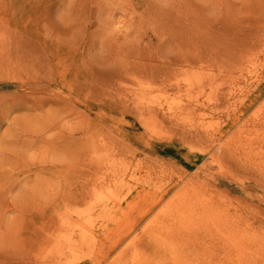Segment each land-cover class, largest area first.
Wrapping results in <instances>:
<instances>
[{"label": "rangeland", "instance_id": "obj_1", "mask_svg": "<svg viewBox=\"0 0 264 264\" xmlns=\"http://www.w3.org/2000/svg\"><path fill=\"white\" fill-rule=\"evenodd\" d=\"M16 34L54 56L44 65L38 54L29 75L0 56V264H264V0H0V45ZM141 60L147 69L132 70ZM223 61L236 64L235 84L215 91L200 71ZM185 62L196 68L176 99L155 90L146 105L134 95L182 75ZM259 89L239 120L223 117ZM215 92L235 110L216 109ZM135 108L158 114L162 133L148 131ZM123 129L141 143L133 156L143 169L93 184L90 138L105 158L115 146L121 153ZM203 130L205 139L191 136ZM211 156L221 170L206 166ZM153 159L159 178L137 188ZM101 167L98 177L115 170ZM133 218L113 244L115 228ZM178 228L198 237L190 251L162 245ZM92 230V244L79 245Z\"/></svg>", "mask_w": 264, "mask_h": 264}, {"label": "bare ground", "instance_id": "obj_2", "mask_svg": "<svg viewBox=\"0 0 264 264\" xmlns=\"http://www.w3.org/2000/svg\"><path fill=\"white\" fill-rule=\"evenodd\" d=\"M30 42L31 41L29 39L23 38V37L19 36V34H16L15 36H13L9 39V41L7 43L8 47L6 45V41H3V44L0 45V56H2V58L7 61L4 63V65H6L7 63H9V65L14 64V65H16L15 67L19 69V72H21L22 74L29 75L31 73V70H30V68L26 69L25 65L30 64L32 67V65L34 63H38L39 59H40L38 54H40L41 57L43 58V62H44L43 64L44 65L48 64V63L51 64V59H52L51 56H54V53H49V52L43 51V49H42L43 45H39L36 48H32L31 46L23 47L24 45L29 44ZM19 49H21V51L23 53L26 52L27 50L34 52V58L30 59L28 61H27V59H25L23 61L16 60L15 58H13L12 52H15V50L19 51ZM174 64H177V63H174ZM185 64H186V62L184 63V66H183L182 75H180V72H179V75L176 72L175 75L168 76V78H165L166 75H164L162 78L163 86L161 84L156 85L154 82H153L154 84L150 83L147 86L139 85L138 87H136L137 89L133 90L134 95L137 96V98L141 102H146V105H149L151 100H153L155 98L153 95V93H155V90L156 91L161 90L163 93L162 95L164 96V98L166 100H168L169 97H172L171 98L172 100L176 99L175 97L171 96V93H174L180 89L181 77L188 76L189 73L194 71L196 68L195 65L193 67L191 64L188 66H186ZM220 64L221 65H220L218 70H210L209 72L204 71L205 73L200 71L201 75L209 78L211 83H214L216 81L215 85H217V88L215 89V91L217 89H220L219 87L223 83L224 84L226 83V87L230 88L232 85L235 84L236 75H237L236 64L232 66V65L228 64L227 61H223ZM150 66L152 67V65H150ZM147 67L148 66L146 64L142 63V60H141V63L138 62L136 64V66L134 68H131V69L138 72L139 70L147 69ZM255 72L256 71H253V74ZM213 79H215V81ZM217 82H218V84H217ZM22 83H23V85H25L24 82H22ZM34 85H36L38 87L44 86L42 81H37L34 83ZM4 87L5 86L2 87V85H0V89L4 88ZM261 89H259V91H256L255 93H251V94L249 93L250 95L248 94L249 96L246 97L247 100L244 103V106H243V109L241 110V112L237 111L235 114L226 113L223 117H225L227 119V121L229 119H232V118H233L234 122L239 120L243 115H245V113L250 109V107L261 96V92H262ZM47 90L49 92H51L49 90V88ZM254 91H252V92H254ZM53 93H55V91ZM215 93H216L215 101L217 103L216 109H220L221 107H225L227 105L229 107L228 111L232 112L235 110V101L232 102V98L229 99L227 102H225L226 100L224 99V96L222 97L219 93H217V92H215ZM166 100H164V103ZM170 104H174V103L170 102ZM149 110H150L149 108H142V109L135 108L134 109L135 116L137 117L138 121H140L141 123H144L146 121L145 125L148 126V131H150L154 135L161 134L162 130L159 127H157V123L159 122L160 117L158 116V114H157L158 118H157V116L155 117L154 115H152L151 112L149 113V116H148ZM146 112H147V116H145ZM172 118L175 120H184V119H181L179 117H172ZM169 119L171 120V118H169ZM157 120H158V122H157ZM133 125H134L133 123L129 124L126 126V128L132 129ZM145 125H144V127H145ZM204 128H202V129H204ZM123 131H124V129L121 131L119 130V132L122 133L121 143H122L123 147L122 148L120 147L121 153H119V152L114 153L116 150V146H115V147H112L110 149L111 151H109L108 156H106L105 158H100L98 156V154H97L98 149H96V147H95V143H97V141H95L93 138H90L89 147H92L90 149H92L91 153L94 155L91 157V159L88 163V166H89V171L91 174V179L93 181V184H97L96 182H98V181L102 182L104 180L116 181L118 179L116 182H119V180H121V178H122V177H120L122 174H124V177L125 176L127 177L128 175L132 174L131 168L137 167V168L143 169V166L141 165L143 163L142 160L133 156V153L135 152L136 149L139 148L141 143H139L138 145H135V139L136 138H134L133 135H131L129 137V135L123 134ZM203 132H204V130H203ZM203 132L200 133V132L196 131L194 134H191V136L195 137L197 139H200V138L205 139V137L209 136V134L206 131L204 133ZM225 132H228V131L226 130ZM237 134H238L237 132L230 134L226 138L227 139L226 143H229L230 141H234L236 139ZM119 137H120V135H119ZM121 143H120V145H121ZM98 147H106V144H100ZM207 153H209V150L207 151ZM100 159H102V161H100ZM144 163L147 167L145 170V174L147 176L145 178L141 179V180H145V181H139L137 183V185H138L137 188L140 187L141 189H142V187L150 184L152 179L159 178L160 170H161V164L157 163V161H155V159H153L152 162L145 161ZM101 165H106V167H109V169L112 168V166L114 165L115 170H113L114 172L112 174L109 173L108 177H105L106 175H100L98 177V174H101L100 173L101 168H102ZM206 166L209 169L215 170V171L221 170V168H222V165L220 164V160H217L216 157H214V156L209 157V159L206 161ZM108 170H105V171H108ZM121 171H122V174H120V176L114 177L115 175H118V172H121ZM94 186H96V185H94ZM162 198H163L162 195L158 196V197H154L153 201L155 203H157V202L159 203L160 200H162ZM153 204L154 203H151V205L149 204L146 208H144L143 214ZM103 211L106 214H108V216L113 215V213L107 212L106 209H103ZM113 212H115V211H113ZM143 214H141V215H143ZM185 217H186V215L184 213H182L179 218H176L175 222H181L185 219ZM135 221H136V219L133 218V219L127 221L123 226H121L120 229L115 228L114 234H113L114 237L111 239V240H113V244H116L118 241L122 240L129 233V231L133 230L135 223H136ZM181 230H182L181 228H178L177 230L168 234L166 238H164V240L162 241V245L164 246V248L179 249L178 247L182 246V247H184L185 252L191 250V246L193 244H196L198 237L196 235H192L190 233H183ZM95 238H96V234H95L94 230H92L91 232L87 233L85 236L81 237L80 240L78 241V243L81 246L92 244V242H93V240H95ZM113 244H111L109 247L112 248ZM54 246H55V248H52L53 250H62L63 249L61 242L58 244H54ZM179 250H181V249H179ZM73 252L74 251L71 248V253H73ZM114 261H115V259H114Z\"/></svg>", "mask_w": 264, "mask_h": 264}]
</instances>
